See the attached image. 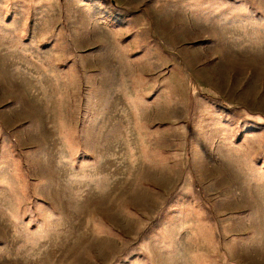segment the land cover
<instances>
[{
  "label": "rangeland",
  "instance_id": "rangeland-1",
  "mask_svg": "<svg viewBox=\"0 0 264 264\" xmlns=\"http://www.w3.org/2000/svg\"><path fill=\"white\" fill-rule=\"evenodd\" d=\"M0 264H264V0H0Z\"/></svg>",
  "mask_w": 264,
  "mask_h": 264
}]
</instances>
